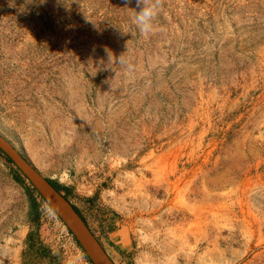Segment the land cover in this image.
I'll use <instances>...</instances> for the list:
<instances>
[{
	"label": "rangeland",
	"instance_id": "rangeland-1",
	"mask_svg": "<svg viewBox=\"0 0 264 264\" xmlns=\"http://www.w3.org/2000/svg\"><path fill=\"white\" fill-rule=\"evenodd\" d=\"M136 11L0 0V134L116 264H264V0H163L148 37ZM31 186L0 149V264L31 232L91 264Z\"/></svg>",
	"mask_w": 264,
	"mask_h": 264
},
{
	"label": "water",
	"instance_id": "water-1",
	"mask_svg": "<svg viewBox=\"0 0 264 264\" xmlns=\"http://www.w3.org/2000/svg\"><path fill=\"white\" fill-rule=\"evenodd\" d=\"M0 149L9 156L48 205L75 235L94 264H116L73 203L18 149L0 134Z\"/></svg>",
	"mask_w": 264,
	"mask_h": 264
},
{
	"label": "trees",
	"instance_id": "trees-1",
	"mask_svg": "<svg viewBox=\"0 0 264 264\" xmlns=\"http://www.w3.org/2000/svg\"><path fill=\"white\" fill-rule=\"evenodd\" d=\"M18 178L21 182H23V183L25 182V180L23 179V177L21 175ZM48 180L59 191H63L64 187L61 184H59L58 182H56L50 178H48ZM28 189L30 192V198H31L32 206H33V208H37L40 204L39 199L43 200V198L37 192V190L34 187L31 186V187H28ZM35 193H37V195H35ZM65 197L68 198L67 194H65ZM74 207L79 212L78 208L76 206H74ZM69 231L72 235H74L70 229H69ZM74 238L77 241L78 245L82 248L84 255L88 259V261L91 264H94L92 262V260L90 259V257L88 256V254L83 249V247L81 246V244L79 243V241L77 240V238L75 237V235H74ZM51 259H52V257L50 256L49 248L46 247V245L40 239L35 237L34 232H31L30 235L28 236V239H27V248L23 254L22 264H39V262H41L42 264H46L45 263L46 260H49L50 262H52Z\"/></svg>",
	"mask_w": 264,
	"mask_h": 264
},
{
	"label": "clouds",
	"instance_id": "clouds-1",
	"mask_svg": "<svg viewBox=\"0 0 264 264\" xmlns=\"http://www.w3.org/2000/svg\"><path fill=\"white\" fill-rule=\"evenodd\" d=\"M125 5L131 0H124ZM163 0H136V11L132 18L133 24L137 27L140 34L148 37L154 31V21L162 8Z\"/></svg>",
	"mask_w": 264,
	"mask_h": 264
}]
</instances>
